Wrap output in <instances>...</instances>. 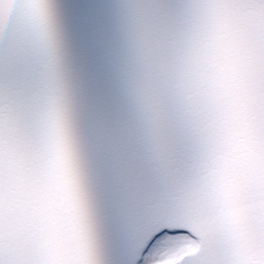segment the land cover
Segmentation results:
<instances>
[{
    "label": "snow or ice",
    "instance_id": "1",
    "mask_svg": "<svg viewBox=\"0 0 264 264\" xmlns=\"http://www.w3.org/2000/svg\"><path fill=\"white\" fill-rule=\"evenodd\" d=\"M0 264H264V0H0Z\"/></svg>",
    "mask_w": 264,
    "mask_h": 264
}]
</instances>
